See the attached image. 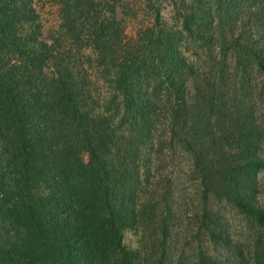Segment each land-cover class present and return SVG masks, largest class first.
Wrapping results in <instances>:
<instances>
[{
	"label": "trees",
	"instance_id": "1",
	"mask_svg": "<svg viewBox=\"0 0 264 264\" xmlns=\"http://www.w3.org/2000/svg\"><path fill=\"white\" fill-rule=\"evenodd\" d=\"M54 1L43 41L32 0H0V264H138L123 234L156 221L163 253L176 149L200 189L197 264H264V0H143L135 36L107 0Z\"/></svg>",
	"mask_w": 264,
	"mask_h": 264
},
{
	"label": "rangeland",
	"instance_id": "2",
	"mask_svg": "<svg viewBox=\"0 0 264 264\" xmlns=\"http://www.w3.org/2000/svg\"><path fill=\"white\" fill-rule=\"evenodd\" d=\"M32 1L34 9L39 14L42 31L41 40L49 41V37H51V34L56 31L60 24L58 5L54 0ZM107 1L110 4L116 5L117 11H119V17L124 22L125 33L128 36H135L139 29L146 27L147 24L149 25L150 20L143 0ZM160 13L162 20L168 27H179V21L170 3L165 1L160 2ZM134 15L136 16L134 17ZM184 53L189 60L194 61L199 51L191 44H188L185 46ZM103 90L106 91L104 85ZM262 111L264 112V108ZM166 161L170 167L166 170L162 168L160 172L166 176V174L168 175L172 171L174 174V176L172 174L174 185L169 194V201L173 204L171 206V213L169 214L171 232L167 238L166 247L162 249L163 253L160 248L162 239L157 228H155L157 221L152 222L144 231H125L123 234V243L129 249L140 251L141 258L138 264H155L158 260L161 261L160 255H164L163 264H197V253L202 247H206L203 244L204 239L201 241L196 239L198 226L194 224L195 222H192V217L202 212V207L200 206V189L197 187V184L193 183L186 166L187 157L180 150L176 149L172 159H167ZM260 179L261 183H264L263 175L260 176ZM156 181L157 179L150 180L151 187H153L150 190L151 194L152 192L156 193L160 190L158 188L159 185L155 184ZM262 196L264 197V192ZM216 206H218L217 211L220 212L222 220L226 222L232 236L234 237V232L236 233L235 237L242 235L244 232L240 228H242L243 223L240 221V216L237 214L236 209L225 203H219ZM0 230L6 231L7 229L5 230L4 226L0 224ZM247 253L248 251L244 250L243 254H245V257H249ZM219 254V257L224 259L227 253L223 250Z\"/></svg>",
	"mask_w": 264,
	"mask_h": 264
}]
</instances>
